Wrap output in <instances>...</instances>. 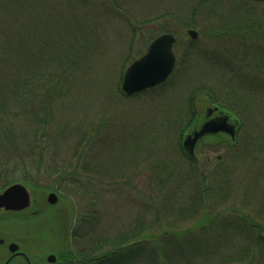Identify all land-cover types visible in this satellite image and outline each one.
Here are the masks:
<instances>
[{
	"label": "rangeland",
	"instance_id": "1",
	"mask_svg": "<svg viewBox=\"0 0 264 264\" xmlns=\"http://www.w3.org/2000/svg\"><path fill=\"white\" fill-rule=\"evenodd\" d=\"M165 32L177 38L178 60L194 51L190 61L162 87L125 95L127 68ZM260 64L264 3L0 0V180H37L27 213L47 225L42 235L70 242L74 264L112 251L130 254L123 264H245L227 256L252 241L233 234L238 218L227 207L264 178ZM200 88L235 113L204 98L189 108ZM209 108L239 123V142L209 135L195 164L180 143Z\"/></svg>",
	"mask_w": 264,
	"mask_h": 264
},
{
	"label": "flooded vegetation",
	"instance_id": "2",
	"mask_svg": "<svg viewBox=\"0 0 264 264\" xmlns=\"http://www.w3.org/2000/svg\"><path fill=\"white\" fill-rule=\"evenodd\" d=\"M220 113L215 112L210 120L215 117H219ZM205 120V121H207ZM237 122V121H236ZM237 128L236 140H233L227 133H220L231 138L229 145H237L239 123H234ZM202 125L198 128L201 129ZM199 140L196 148L200 141ZM232 143V144H231ZM197 159L196 157H194ZM221 159V157H220ZM199 169L200 165H199ZM202 170V169H201ZM200 174H203L200 172ZM1 177V176H0ZM12 183H6L0 180V192L5 190ZM258 190H253L251 194L248 192L242 198V202H234L228 205L227 210L230 211L232 216L238 219L232 221V225L229 226L233 234H236L239 239L245 241L246 239H252L250 243H246V249L241 251H233L228 254L231 259H237L240 262H246L245 264H264V178H260V185ZM250 189V188H249ZM257 191V192H254ZM255 196L260 203L249 202ZM247 196V201L245 197ZM223 211V210H222ZM38 212H32L31 216L28 215L27 210L23 211H8L4 208L0 210V264H74L75 257L70 242H67L66 246L59 245L55 240L42 235V230L45 231L47 225L37 222L34 217ZM222 216V213L217 215L213 219V223L220 224L218 220ZM212 221L210 223H212ZM210 223L208 226L210 228ZM202 232L204 229L200 226ZM229 229V231H230ZM37 233V234H36ZM39 236H34V235ZM73 236V233H72ZM234 242V241H232ZM231 261H229L230 264ZM218 263V262H217Z\"/></svg>",
	"mask_w": 264,
	"mask_h": 264
},
{
	"label": "water",
	"instance_id": "3",
	"mask_svg": "<svg viewBox=\"0 0 264 264\" xmlns=\"http://www.w3.org/2000/svg\"><path fill=\"white\" fill-rule=\"evenodd\" d=\"M251 1L264 2V0ZM189 35L193 39L198 38L196 30H189ZM175 43L176 37L173 34L165 33L157 37L149 45L147 52L127 68L123 78L122 91L127 96H134L165 83L176 67ZM217 110L218 108H209L207 117L212 116ZM220 132H226L233 139L236 138V127L230 123L228 115H221L205 122L200 130L187 136L184 147L194 155L196 145L203 136ZM47 201L51 205H56L59 201L58 194L56 192L49 193ZM33 203L34 196L31 189L22 182H16L0 192V210L3 208L8 211L28 210Z\"/></svg>",
	"mask_w": 264,
	"mask_h": 264
},
{
	"label": "trees",
	"instance_id": "4",
	"mask_svg": "<svg viewBox=\"0 0 264 264\" xmlns=\"http://www.w3.org/2000/svg\"><path fill=\"white\" fill-rule=\"evenodd\" d=\"M246 1H249V0H246ZM250 2H253V1H250ZM253 3H260L261 2H253ZM250 31V30H249ZM248 31V32H249ZM194 54V51L191 50V48L189 49H186L185 52H184V58H179L178 60V64L177 66H182L184 63L186 64L188 61L189 58H187L188 56ZM190 61V59H189ZM255 68L258 70V72H263L264 71V64H260V65H256ZM164 84L160 85L159 87H162ZM158 88V87H157ZM156 89V88H155ZM154 91V89H151L149 90L148 92H152ZM203 98L205 100H207V102L209 104H213L214 106H219L221 108H225L228 110L229 113H235V109L232 108L231 106H227L223 103V99L221 96H218L217 93L214 92V90L212 89H205V88H200L198 90H193L190 95L188 96L187 98V103H188V106L189 108H195L197 107V104L198 102H200L201 100H203ZM234 101V100H233ZM227 104H231L230 101L226 102ZM196 112H193V114H191V117H190V120L186 126V131H188L189 129H191L192 127V124L194 123V114ZM185 136H182V139H181V143L183 142ZM180 143V149L181 151L183 152V154H185V157L194 162L195 164L197 163V160L194 159V157H192L191 155H189L183 148L182 144ZM26 185H28L31 189H39L38 188V184L36 183L37 180H34L32 177L27 176V178H25L24 180H22ZM15 182V181H14ZM205 187H208V184L205 185ZM115 250L116 251H119L121 250L122 248V244H119V245H115ZM141 251V249L139 250V252ZM133 252V251H132ZM131 253V252H130ZM115 251H112L110 253H107L106 255H101V256H97V257H91V258H87L86 260L82 261L81 264H86L87 262L90 263V264H104V263H107V264H123L124 261L127 262L129 260H131L130 258V254L128 253V256H127V259H125L123 256L124 255H120V254H116ZM133 254V253H131ZM118 259L121 260L118 261Z\"/></svg>",
	"mask_w": 264,
	"mask_h": 264
}]
</instances>
